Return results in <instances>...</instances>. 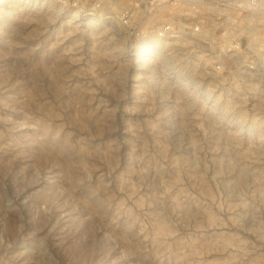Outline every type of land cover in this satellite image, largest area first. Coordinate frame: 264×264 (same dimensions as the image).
I'll return each instance as SVG.
<instances>
[{
	"label": "rangeland",
	"instance_id": "1",
	"mask_svg": "<svg viewBox=\"0 0 264 264\" xmlns=\"http://www.w3.org/2000/svg\"><path fill=\"white\" fill-rule=\"evenodd\" d=\"M76 16L0 0V264H264V68Z\"/></svg>",
	"mask_w": 264,
	"mask_h": 264
},
{
	"label": "built area",
	"instance_id": "2",
	"mask_svg": "<svg viewBox=\"0 0 264 264\" xmlns=\"http://www.w3.org/2000/svg\"><path fill=\"white\" fill-rule=\"evenodd\" d=\"M125 1L121 11H110L115 0H62L77 11L76 17L124 26L129 31L132 54L151 51L155 37H191L206 45L213 65L222 73H250L264 68V0ZM151 14L159 15V19L142 28L141 21Z\"/></svg>",
	"mask_w": 264,
	"mask_h": 264
},
{
	"label": "bare ground",
	"instance_id": "3",
	"mask_svg": "<svg viewBox=\"0 0 264 264\" xmlns=\"http://www.w3.org/2000/svg\"><path fill=\"white\" fill-rule=\"evenodd\" d=\"M151 16H152V15H151ZM150 18H151V17H150ZM150 18H149V19H150ZM147 19H148V18H147ZM150 20H151V19H150ZM152 20H153V19H152Z\"/></svg>",
	"mask_w": 264,
	"mask_h": 264
}]
</instances>
